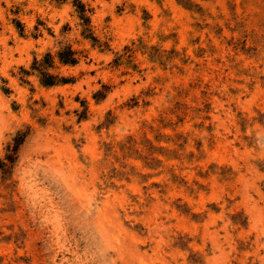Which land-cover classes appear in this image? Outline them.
<instances>
[{"label": "rangeland", "instance_id": "rangeland-1", "mask_svg": "<svg viewBox=\"0 0 264 264\" xmlns=\"http://www.w3.org/2000/svg\"><path fill=\"white\" fill-rule=\"evenodd\" d=\"M0 162V264H264V0H0Z\"/></svg>", "mask_w": 264, "mask_h": 264}, {"label": "trees", "instance_id": "trees-1", "mask_svg": "<svg viewBox=\"0 0 264 264\" xmlns=\"http://www.w3.org/2000/svg\"><path fill=\"white\" fill-rule=\"evenodd\" d=\"M74 56H75V53L72 52L69 47H67L63 51L57 53V57L59 59V62L62 64H71V65L76 64L77 60L75 59ZM50 64H52V56H50L49 54H47L43 60H41V61L34 60V62H33L32 69L38 73V75L40 77V83L43 85L52 86L58 82L55 80V78L52 75H50L46 72V68L49 67ZM23 73L27 74L26 71H23ZM62 82H66V81L62 79ZM20 143H21V141L15 140V144H14V147L12 149L13 153L17 152V149H18ZM12 159H13V157H11V156L7 157V160H9V161H11ZM0 164H2V162H0Z\"/></svg>", "mask_w": 264, "mask_h": 264}]
</instances>
